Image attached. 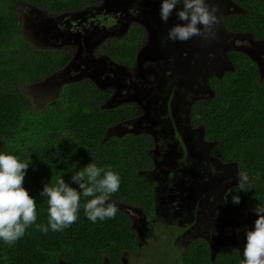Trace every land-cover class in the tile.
<instances>
[{"label": "trees", "instance_id": "1", "mask_svg": "<svg viewBox=\"0 0 264 264\" xmlns=\"http://www.w3.org/2000/svg\"><path fill=\"white\" fill-rule=\"evenodd\" d=\"M88 1L0 0V153L16 155L22 162L30 160L23 187L35 198L36 224L48 223V201L41 195L44 185L62 177L79 191L71 177L91 162L105 169L111 166L119 174V189L110 199L153 211L154 187L140 172L150 164L146 149L152 145L151 138L106 135L108 126L130 114L126 104L103 107L99 90L87 80L66 83L38 106L27 91L32 83L52 74L68 52L36 46L24 31L15 5L25 2L37 7L38 13L39 9L61 13L82 8ZM228 1L241 8L222 17L227 25L264 40V0ZM134 45H127L129 55ZM232 61L233 67L223 77L213 79L211 96L192 107V115L216 139V153L234 160L249 177L245 191L237 186L230 189V206L225 211L229 217L246 203L264 205V62L241 52ZM233 195L240 197L238 204L232 202ZM87 199L91 197H81L77 221L63 231L49 228L45 233L32 225L12 246L0 240V264H125L127 257H135L139 235L127 212L117 207L114 218L93 223L84 212ZM152 216L163 220L162 225L154 222L152 232L162 242L165 239L166 250L153 257L158 246L150 247V258L159 264H164L167 248L173 250L168 255L174 262L169 264H241L240 250L222 247L212 253L203 238L190 240L178 252L170 238L174 241L183 228L162 213ZM168 227L170 233L165 236Z\"/></svg>", "mask_w": 264, "mask_h": 264}, {"label": "flooded vegetation", "instance_id": "2", "mask_svg": "<svg viewBox=\"0 0 264 264\" xmlns=\"http://www.w3.org/2000/svg\"><path fill=\"white\" fill-rule=\"evenodd\" d=\"M223 1L206 0L218 9L219 23L212 33L187 41L168 38L169 30L184 22L175 11L167 22L162 20V0H89L82 8L61 13L39 9L48 29L42 41L33 43L68 52L52 74L38 81L46 82L42 86L46 98L66 83L87 80L99 90L103 107L126 104L130 111L108 126L106 135L110 127L125 125L129 128L121 134L118 129L114 135L147 134L151 138L152 145L146 146L150 164L140 172L154 187L153 211L111 199L127 212L132 226L136 229L127 208L143 214L138 220L144 223L160 212L183 228L180 234L190 231L189 241L203 238L212 253L222 247L243 253L246 230L258 218L256 206L246 203L240 214L230 217L225 212L230 206V189L238 185L239 169L234 160L216 153V139L192 115L193 105L211 96L213 79L233 67L236 52L255 56L249 40L253 47L261 41L249 31L227 25L222 17L238 13L241 7L232 3L239 10L227 9ZM62 13L75 14L76 23ZM132 44L129 55L127 45ZM136 98L143 99L141 104Z\"/></svg>", "mask_w": 264, "mask_h": 264}, {"label": "clouds", "instance_id": "3", "mask_svg": "<svg viewBox=\"0 0 264 264\" xmlns=\"http://www.w3.org/2000/svg\"><path fill=\"white\" fill-rule=\"evenodd\" d=\"M177 5H182L177 9ZM176 12L180 23L174 25L168 33L171 40L187 41L193 36L212 33L219 23L218 9L206 0H162L161 18L167 22ZM30 160L22 162L13 154L0 153V240L12 246L21 239L26 230L35 225L36 230L48 232L63 231L78 219L81 197H91L84 204V212L93 223L97 220L114 218L118 208L110 201V196L118 191L120 176L111 166L107 169L91 162L76 171L71 180L79 186L71 187L62 177L55 183L45 184L41 192L48 201L47 225L36 224V201L23 187ZM238 185L245 191L249 177L243 170L237 173ZM227 203V199L225 200ZM232 202L238 204L240 197L232 196ZM254 212L258 218L254 227L246 230V243L241 264H264V206L257 205Z\"/></svg>", "mask_w": 264, "mask_h": 264}, {"label": "rangeland", "instance_id": "4", "mask_svg": "<svg viewBox=\"0 0 264 264\" xmlns=\"http://www.w3.org/2000/svg\"><path fill=\"white\" fill-rule=\"evenodd\" d=\"M227 0H224L223 2H226ZM225 5H227V9H234L236 11H238L239 9L237 7H235V5H233L231 3V5H228V3H225ZM18 9V11L20 12V16L22 17V25H23V29L25 32H28V35L30 37V39L32 41H35V43L38 41H42L41 38H43L44 32L48 29V25L47 24H43V20L45 18L41 17L37 11V9H33L31 8L29 5H27L25 2H18L15 5ZM233 6V7H232ZM42 10V9H40ZM230 11V10H228ZM63 14V15H62ZM60 14V16L62 17H68L71 19V21H73L72 23H76V15L72 14V15H67L62 13ZM70 21V22H71ZM76 34H73L72 36H75ZM260 44L256 45L255 47H253L252 43L249 40V50L254 51L255 56L254 58L257 59L259 62H263V55H264V43L262 41L259 42ZM46 82H43L41 84V82L32 84L28 87L27 91L28 93H30L32 95V104L33 105H40L42 102L41 96H45L44 98H46V92H43V88L42 86L45 85ZM44 87V86H43ZM49 88H52L51 84H49ZM47 89H48V85H47ZM49 92V91H47ZM45 93V94H43ZM138 103L141 104V102L143 101V99L141 98H136ZM111 103V102H110ZM133 127V126H132ZM131 127V129H132ZM124 128H129V126H125V125H121V126H112L109 128V133H107V135H114L117 134L119 131V134L123 133V129ZM119 129V131H118ZM113 130V134H111V131ZM111 202L114 203L113 200L110 199ZM118 207H120L119 204L115 203ZM128 212L130 215H132L133 218V223L136 226V229L138 230V234H139V247H138V252H135V257H127L125 260V264H159L158 260L153 259V257L155 256V254L159 253V252H164L166 250V245H165V239L161 240L160 235L155 234L152 232L151 227L153 226L154 222L156 221L159 222L161 225L163 224V220H159L157 218H152L149 219L146 223H144V221H139L138 218L139 217H144L143 214H138V210L134 209V208H127ZM158 214H161L160 212ZM156 226V225H155ZM167 227V225H166ZM197 228V227H195ZM193 230V229H191ZM190 232V231H189ZM189 232H186L184 234H178L174 241L172 240V238H170L171 244H172V248H176V250L179 252L182 250V247L185 246L188 242H189V238H190V234ZM170 233V227H168L165 231V234L163 233V235H169ZM168 243H169V237H168ZM151 245H154L155 247L158 246V248L156 249V253L153 250V257L152 259L150 258V247ZM173 250H170V248H167V254H165V259H164V264H169V263H173L174 260L170 259L169 257V253H171ZM142 255V256H140ZM140 256V257H139ZM152 261V263H151ZM163 264V263H161Z\"/></svg>", "mask_w": 264, "mask_h": 264}, {"label": "water", "instance_id": "5", "mask_svg": "<svg viewBox=\"0 0 264 264\" xmlns=\"http://www.w3.org/2000/svg\"><path fill=\"white\" fill-rule=\"evenodd\" d=\"M250 55V54H249Z\"/></svg>", "mask_w": 264, "mask_h": 264}]
</instances>
